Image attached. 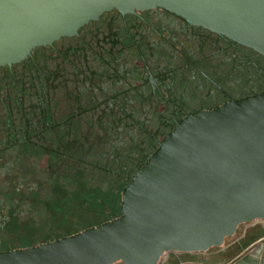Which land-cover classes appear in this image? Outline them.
<instances>
[{
  "label": "flooded vegetation",
  "instance_id": "flooded-vegetation-1",
  "mask_svg": "<svg viewBox=\"0 0 264 264\" xmlns=\"http://www.w3.org/2000/svg\"><path fill=\"white\" fill-rule=\"evenodd\" d=\"M262 91L263 54L161 6L105 10L0 65V251L118 217L181 121Z\"/></svg>",
  "mask_w": 264,
  "mask_h": 264
},
{
  "label": "water",
  "instance_id": "water-1",
  "mask_svg": "<svg viewBox=\"0 0 264 264\" xmlns=\"http://www.w3.org/2000/svg\"><path fill=\"white\" fill-rule=\"evenodd\" d=\"M161 6L264 55V0H0V65L101 12ZM121 215L0 264H160L222 248L264 220V91L181 121L121 194ZM228 264H264V239Z\"/></svg>",
  "mask_w": 264,
  "mask_h": 264
},
{
  "label": "crops",
  "instance_id": "crops-1",
  "mask_svg": "<svg viewBox=\"0 0 264 264\" xmlns=\"http://www.w3.org/2000/svg\"><path fill=\"white\" fill-rule=\"evenodd\" d=\"M256 224H259V227L253 228ZM243 238L246 239L244 245L229 253L226 252L229 246ZM260 239H264V220H257L251 226H245L241 232L239 231L234 237L227 240L222 248L196 253L170 252L164 256L162 264H228Z\"/></svg>",
  "mask_w": 264,
  "mask_h": 264
},
{
  "label": "rangeland",
  "instance_id": "rangeland-1",
  "mask_svg": "<svg viewBox=\"0 0 264 264\" xmlns=\"http://www.w3.org/2000/svg\"><path fill=\"white\" fill-rule=\"evenodd\" d=\"M255 224V223H254ZM252 225V223H245V224H242V225H240L239 226V229H238V231H237V233H239V231L241 232L242 231V229L245 227V226H251ZM259 227V224H256L255 226H253V228H258ZM236 233V234H237ZM235 234V235H236ZM234 235V236H235ZM233 236V237H234ZM40 237V236H39ZM38 237H35V238H33V239H37ZM232 238V237H231ZM230 239V238H229ZM229 239H227V240H229ZM245 242H246V239H242V240H240V241H238L237 243H235V244H233L232 246H229L228 247V249H227V253H229L230 251H233L235 248H238V247H240L241 245H244L245 244ZM225 252V253H226ZM118 264H120V263H118Z\"/></svg>",
  "mask_w": 264,
  "mask_h": 264
},
{
  "label": "built area",
  "instance_id": "built-area-1",
  "mask_svg": "<svg viewBox=\"0 0 264 264\" xmlns=\"http://www.w3.org/2000/svg\"><path fill=\"white\" fill-rule=\"evenodd\" d=\"M164 258V257H163ZM162 261H163V259H162ZM162 261L160 262V264H162Z\"/></svg>",
  "mask_w": 264,
  "mask_h": 264
}]
</instances>
